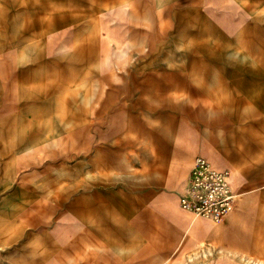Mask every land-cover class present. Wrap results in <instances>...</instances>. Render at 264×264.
I'll list each match as a JSON object with an SVG mask.
<instances>
[{
  "label": "crops",
  "instance_id": "1",
  "mask_svg": "<svg viewBox=\"0 0 264 264\" xmlns=\"http://www.w3.org/2000/svg\"><path fill=\"white\" fill-rule=\"evenodd\" d=\"M18 1L23 4L18 3L19 6H16V0H0V45L42 43L44 47L41 52L33 50L31 53V58L41 60L49 58L51 51L59 57L62 54L70 58L77 57L82 53L81 49L86 48L90 49L88 55H107L112 52L110 47H115L119 41L121 43L126 39L128 47H133V51H140V56L131 65L133 69L139 70L125 71L119 77L113 78L104 64L96 62L98 63L94 65L96 71L87 79L74 76L75 79L70 83L73 86H69L72 90L69 92L59 93L61 88L56 91L48 84L36 82L33 83L29 94L19 93L21 96L16 97L12 95L15 82L16 86H19L20 80L26 76L31 78L30 74H34V70L30 73L28 71V75L23 71L14 73L11 62L16 53L0 52V124L6 125L4 132L0 131V151H10L6 152L7 156L2 159L7 166L3 173L8 174L6 185L11 184L9 178L11 176L14 178L17 168H26L21 171L19 180L14 182V186L7 193L11 195L9 201L4 200V193L0 197V208L9 206L11 215L13 213L12 217L18 215L33 229L34 235H39V226H48L52 212L61 209L65 212H69L70 209L81 211L91 205V201L97 204L95 201L98 199H101V202L104 200L103 204L107 205L105 198L107 195L102 191L97 194L91 193L84 199L75 198L73 201L65 199L64 192L67 189L60 193L59 171H65L66 179H69L71 176L80 177L82 170L92 172L93 176L95 175L93 170L99 169L97 177L89 179L88 182L103 183L106 177L100 174H104V165L108 164L115 170H120V176L115 180L122 179V172H127L128 180L136 182L141 188L147 187L149 196L146 201L147 211L153 210L164 216L162 220H155V227H172L175 234L182 227L184 230L182 237L190 233L191 242L203 241L213 244L210 252L215 249L227 250V253L232 255L264 259V181L254 176V169L250 171L253 178L238 177L236 166L239 161L233 160L227 144L228 139L224 141L225 154H221L217 147L219 142L214 128L220 122L219 118L208 115L206 106L197 99L198 95L205 96V93H198L195 88L188 89L187 84H181L187 80L184 70L166 69L159 65L163 59L155 53L156 50L166 46L165 49L172 53L166 58L168 62L178 55V50L182 52L186 50L184 47L178 49L180 44L170 36V28L179 23L178 19L169 21L167 16L170 7H173L172 1L170 4H163L161 8L159 4L165 0H126L125 2H129V8L125 6L112 8L111 3L122 0H104L103 7H108L105 14L100 12L98 5L88 9L78 6L77 10L71 8L70 12L65 9L64 12L58 13L55 22L48 20L46 9H26L25 5L30 0ZM95 14L96 16L102 14L98 16V23L100 26L104 24V27L99 30L95 23ZM113 15L115 21L112 19ZM107 16L111 19L109 23L105 18ZM140 23L145 27H138ZM52 25H56V30H49V26ZM66 41H77L78 50L73 52L69 48L61 47L62 42ZM110 41L113 45L109 44ZM142 42L146 43L145 50H142L145 48ZM47 64L50 62L47 61ZM80 64L71 66L69 72L74 75L81 73L83 65ZM144 65L146 67L143 69ZM91 67L93 68V65ZM33 79L35 80L34 77ZM100 83H105L109 87L103 93ZM78 84H81V89ZM14 89L17 92L22 91L16 87ZM62 99L66 107L75 105L76 111L60 109L61 114L57 117L59 124L56 128L53 118L57 102L54 101ZM105 136L109 138L110 146L104 144ZM8 141H12L10 148ZM251 141L260 149L264 147L263 137L256 136ZM240 145L241 149L246 150L240 155V163L255 167L246 161L247 154H254L255 151L248 152L250 149L247 145ZM28 147L42 149L46 162L37 165L34 160L28 159L29 153H24ZM0 153L3 156V153ZM196 154L204 156L217 168L229 169L230 185L236 197L231 210L219 222L212 220L214 223L208 222L210 220L193 215L179 206L177 193L186 185L192 158ZM89 155H92L93 160L88 158ZM123 166L129 168L122 169ZM2 171L0 170V176ZM42 172L45 173L46 183L52 192L50 202L36 195L33 178ZM246 172L248 169L243 173ZM2 189H7L4 182L0 183V190ZM119 190L114 194L116 207L123 205L122 191ZM138 195L136 193L139 202ZM163 198H167L168 201L163 202ZM105 206L100 205L102 210L100 209L98 213L99 221L104 226L100 229L103 230L108 229L111 222ZM171 210L179 212L180 216L174 219L170 215ZM2 212L3 216L0 215V219L4 225L0 224V230L6 232L7 236V229L14 231L12 227H17V221L14 217H6V209ZM68 215L70 213L57 215L53 227H61ZM89 215L91 216L88 214L86 217ZM186 215L190 217L189 220L186 219ZM121 217L117 215V222L113 228L121 227L118 224L119 220H122ZM137 220L136 217L132 218L133 223H137ZM68 223L65 232L60 231L61 228L47 231L49 239L53 238L55 241L42 246V249L45 251L59 249L51 258L42 259L49 256L44 254H31L30 258L26 255L18 257L10 255L34 252L31 246L26 248L20 245L12 248V251H6L8 254L6 264L15 263L14 261L20 258L29 259L32 264H129L126 259H112L106 249L100 255L87 250L89 245L104 248L109 242L107 234L98 236L93 233L92 228L98 222L94 221L92 216L86 221L76 216L73 222ZM152 226L153 220L149 218L147 227L151 231L149 237L151 242L138 252L140 256L148 254L146 259H141L143 263L159 261L158 252L170 250L174 245V238L169 237L173 236L171 232L158 231ZM154 234H164L165 238L161 243H157ZM171 253L173 251L163 257V260L168 259ZM68 255L73 258H65Z\"/></svg>",
  "mask_w": 264,
  "mask_h": 264
},
{
  "label": "rangeland",
  "instance_id": "2",
  "mask_svg": "<svg viewBox=\"0 0 264 264\" xmlns=\"http://www.w3.org/2000/svg\"><path fill=\"white\" fill-rule=\"evenodd\" d=\"M103 1L104 0H36L34 2L30 0V2H27V5H25V8H29L30 10L35 8L46 9L48 20L51 19L52 22H55L56 16L59 15L58 13L64 12L65 9L70 12L71 8L77 10L78 6L88 9L98 5L100 6V12L105 14L108 7H103ZM125 1L126 0H122L121 2L116 1L111 3V7L125 6L129 8V2ZM170 2L174 8L170 7V10L167 12L169 21L172 19L179 20L176 26L170 28V36L174 38L177 44H180L178 45V49L184 47L186 50L184 51L185 53L182 52V50H178V55H175V57L170 60L172 63L166 60L167 57H170L168 55L171 53L165 49L166 46L156 50L155 53L164 60H160L162 62H160L159 65L166 69L174 68L184 70L187 74V80L186 83L183 82L181 84H187L188 89L195 88L198 93H205V96L198 95L197 99L209 110V112L207 110L208 115L211 114L219 118L220 122L216 124L214 128L216 130L217 142H219L217 147L218 150L221 151V154H225L224 141L228 139L227 144L230 154L234 158L233 160L236 161L238 159L239 161V164L236 166L238 177L253 178L254 176H258L262 178L261 181H264V147L260 149L257 145H253L255 142L254 140V142L251 141V139L256 136L263 137L262 144H264V0H165L160 2L159 5L162 8L164 6L163 4H170ZM18 3L22 2L16 0V6H19ZM99 15L100 14H97L96 16L95 14V23L98 26V30L104 27V24L100 26V23H98ZM81 16L85 19L87 18L86 16ZM105 18L107 23H109L111 20L110 16ZM112 19L115 21L114 15ZM138 27L143 28L145 26L140 23ZM49 30H56V25L49 26ZM76 42H62L61 47H66L76 52L78 50L76 49L78 46ZM126 42V39H124L121 42L122 44L119 41L117 46L110 47L112 52L107 55H88L90 49L86 48L81 49L82 53L72 58L63 56V54L59 57L53 54L52 51L49 53V58L41 60L38 58H31L33 50L35 52H41L42 47H44V44L39 42L0 45V52L3 54L5 52L12 54L14 52L16 53L15 58L13 57L14 59L11 62L14 73L16 71H23L24 74H27L28 71L30 73L34 70V74H30L31 78H27L29 76H26L20 80L19 86H16L17 82H15L12 95L17 97L20 95L19 93L29 94L30 91H32L33 83L36 82L48 84L54 90L61 88V90L58 91L59 93H62V91L69 92L72 90L69 86H73L70 83L75 79L74 76L78 75L80 79L81 77L87 79L96 71L94 67L96 62L104 64L111 72L113 78L119 77L121 73L123 74L125 71L139 70L133 69L131 65L132 62L140 56V51H133V47H128ZM109 44L113 45V42L110 41ZM142 46L145 47L142 50H145L146 43L142 42ZM124 49L128 50L124 51ZM98 50L101 51L100 48ZM47 61H49L50 64H47ZM80 63L83 65L82 69H80L81 73L74 75L69 72L71 66L81 65ZM91 65H93V68ZM128 66H130V68ZM145 67V65L142 66L143 69ZM77 86L80 88L81 84ZM15 87L22 91L17 92L14 89ZM108 88L107 84L100 83L102 93ZM21 100L24 99L21 98ZM55 102L59 105L55 104L56 112L53 118L57 128L59 124L57 117L61 114L60 109L76 111V106L69 105L66 107V103L63 99L61 101H54V103ZM200 107L199 105L198 108ZM248 109L249 111H246ZM246 112L248 114H246ZM199 125L202 126L200 122ZM5 127L6 125H4V123L0 124V131L4 132ZM2 142L3 141H1V143ZM11 143L12 141L7 142L9 148ZM104 144L108 146L111 145L107 136H105ZM240 144L247 145L251 150L248 152L255 151L254 154L248 153L246 157L248 164L250 163L252 166L255 165V167L245 166L243 163H240V155H243V152L246 151L245 149H241ZM0 152L3 153V156L0 153V170H3L0 176V183L4 182V186L7 187L6 190H0V197L3 196L4 193L5 197L3 198L8 202L11 195L7 193L19 180L21 171L26 168H17L14 178H12V176L9 178L11 184L6 185V176L8 174L4 175L3 173L4 170L7 169V166H5L4 160L2 161V159L6 157L7 153H10V151L2 150ZM231 152H233V154ZM24 153H29L27 158L32 161L34 160V163L37 165H41L47 160L44 157L43 150L39 148L33 149L28 147L25 149ZM85 156H87V153ZM91 156L92 155H89L88 158L93 160ZM104 166V174H100L106 177L103 183L88 182L89 179L95 178L97 174H99V169H95L93 170V173H95L93 176L92 172L87 173L85 170H82L80 177L73 178V176H71L69 179H66L67 176L65 171H59L58 184L60 193H63V189H67L64 192V196L68 201H73L75 198H88L87 196H90L91 193L97 194L99 191H102L107 195V197H105L107 198L106 206L103 204L104 200L101 202V199H98L95 201L97 204L91 201V205L84 207L81 211L70 209L69 212H65L64 209H61V211L52 212L50 214L51 218L48 226H39V235H34L33 229L25 224L18 215L13 216L17 221V227H12L14 231L7 229V236H9V238L5 235L6 232L0 230V263L6 264L8 260L7 250L12 251V248L20 245L26 248L31 246L34 248V252L28 251V253L20 252L19 254L10 255L14 257L26 255L30 258L31 254H44L49 256H44L42 259L51 258L59 249L56 250V248L52 251H45L42 249V246H46V244L55 241L53 238L49 239V235H47L49 234V230L52 228H61L60 231L65 232L68 229V222H73L76 216L85 221L92 216L94 221L98 222L92 228L93 233L98 236H102L103 233L107 234L109 240L108 246L104 248L103 246L89 245L87 250L96 252V255L102 254L106 249L109 251L112 259H126L129 264H264V259L262 258L255 259L250 256L232 255L227 253V250L216 251L215 249V251L210 252L211 247L214 246L213 244L203 241L191 242L190 233L185 234L184 232L185 235L182 237L184 231L182 227L178 229L176 234L172 227H155V220H162L164 216L163 214L158 215V213L153 210L147 211L146 201L147 198H149L147 195V187L141 188L136 182L128 180L129 173L127 172H122V179L115 180L116 177L119 178L120 170L117 171L113 166H108V164ZM124 167L127 169L129 168V166H123L122 169H124ZM245 169H248V172H246L247 174L243 173ZM252 169L255 170L254 176L250 172ZM243 174L246 175L244 176ZM33 179H35L36 195L40 196V198H46V200L50 202L52 192L46 183L45 173H39L34 176ZM119 189L122 191L121 197L123 205L121 207H116L114 194L116 190ZM136 193L139 194V202ZM132 194H134L133 197ZM99 201L101 203H99ZM167 201V198H163V202L166 203ZM100 205H104L107 208L108 216H110L111 219L108 226L109 228L105 230L100 229L104 227L98 218L100 215L98 213L101 209ZM4 209H6V217L13 218V213L11 215L10 208L7 205L0 208V215L3 214L2 211ZM66 213H70V215L66 217L65 222H62L61 227H53V221L57 220L58 216H63ZM88 214H91V216L89 215L86 217ZM71 215L75 217L72 218ZM117 215L118 217L122 216V220H119L120 223H118L119 226H121L119 229L113 228V225H116L117 222ZM170 215L174 219H177L180 213L171 210ZM133 217L138 218L137 223L132 222ZM185 217L187 220L190 219L188 215ZM149 218L153 220V229L168 231L173 234V236L169 235V237L174 238V245L172 248L170 247V250L158 252L159 261L143 263L141 259H146L148 254L146 256H140L138 252L143 247H147L151 242L149 238L151 231L150 228L147 227ZM208 222L214 223L211 220ZM1 223L3 222H1L0 219V224ZM164 238V234H154V240L157 243H161ZM170 251H173V253L169 254L168 259L163 260V257L170 253ZM65 258L68 259L73 257L68 255ZM14 262L15 263L12 264H32L29 259L23 258Z\"/></svg>",
  "mask_w": 264,
  "mask_h": 264
},
{
  "label": "built area",
  "instance_id": "3",
  "mask_svg": "<svg viewBox=\"0 0 264 264\" xmlns=\"http://www.w3.org/2000/svg\"><path fill=\"white\" fill-rule=\"evenodd\" d=\"M185 187L178 195L179 206L193 215L219 222L229 212L236 197L229 169H220L200 154L192 158Z\"/></svg>",
  "mask_w": 264,
  "mask_h": 264
}]
</instances>
